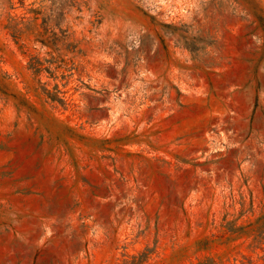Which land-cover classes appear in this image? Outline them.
Returning <instances> with one entry per match:
<instances>
[{"label":"rangeland","instance_id":"1","mask_svg":"<svg viewBox=\"0 0 264 264\" xmlns=\"http://www.w3.org/2000/svg\"><path fill=\"white\" fill-rule=\"evenodd\" d=\"M0 264H264V0H0Z\"/></svg>","mask_w":264,"mask_h":264}]
</instances>
